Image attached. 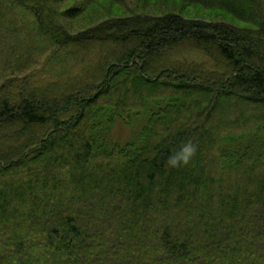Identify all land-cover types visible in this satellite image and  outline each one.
Returning a JSON list of instances; mask_svg holds the SVG:
<instances>
[{"label":"trees","instance_id":"obj_1","mask_svg":"<svg viewBox=\"0 0 264 264\" xmlns=\"http://www.w3.org/2000/svg\"><path fill=\"white\" fill-rule=\"evenodd\" d=\"M186 2L249 27L0 0V264H264V0Z\"/></svg>","mask_w":264,"mask_h":264},{"label":"rangeland","instance_id":"obj_2","mask_svg":"<svg viewBox=\"0 0 264 264\" xmlns=\"http://www.w3.org/2000/svg\"><path fill=\"white\" fill-rule=\"evenodd\" d=\"M52 7L58 12L59 22L64 26L66 32L71 35H81L91 28L98 27L103 23L110 21H127L129 18L135 17H147L155 18L162 17L167 14L177 12L188 20H203L206 23L212 24H228L236 25L239 28H248L249 25L242 23L234 18L231 14L214 9H206L198 4H189L186 0H96L93 3L82 2L81 0H49ZM74 7L84 8L80 13L67 16ZM180 48L176 47V50ZM180 55L185 62H193L202 64L210 58L205 56L200 50H194L191 48L180 49L178 51L172 50L168 53L171 55ZM161 60V59H160ZM37 68H40L39 66ZM1 73V70H0ZM27 72L13 73L11 77L19 79L20 76H24ZM2 76H4L2 74ZM2 77L0 79V85L4 81ZM241 109V108H240ZM137 124H134L133 130H136ZM119 135L123 136L127 134L129 129L121 125L116 126L115 130ZM132 129H130V132ZM198 219V216H195ZM26 256L33 258L30 250H27ZM35 259V258H33ZM42 263L48 262V257L42 259L37 258ZM191 263H195L191 261ZM206 263V262H205ZM259 263H263L259 261ZM207 264V263H206Z\"/></svg>","mask_w":264,"mask_h":264},{"label":"clouds","instance_id":"obj_3","mask_svg":"<svg viewBox=\"0 0 264 264\" xmlns=\"http://www.w3.org/2000/svg\"><path fill=\"white\" fill-rule=\"evenodd\" d=\"M196 147L191 142L183 145L181 149L175 154L168 158V165L171 167H179L182 165H187L192 157L195 155Z\"/></svg>","mask_w":264,"mask_h":264}]
</instances>
